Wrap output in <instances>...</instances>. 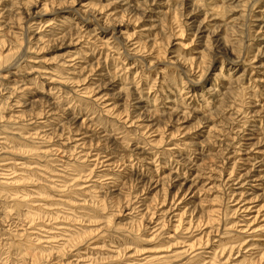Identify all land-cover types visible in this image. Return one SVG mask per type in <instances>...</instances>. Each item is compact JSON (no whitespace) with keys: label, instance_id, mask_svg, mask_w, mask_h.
<instances>
[{"label":"clouds","instance_id":"obj_1","mask_svg":"<svg viewBox=\"0 0 264 264\" xmlns=\"http://www.w3.org/2000/svg\"><path fill=\"white\" fill-rule=\"evenodd\" d=\"M0 122L81 205L0 264H264V0H0Z\"/></svg>","mask_w":264,"mask_h":264},{"label":"rangeland","instance_id":"obj_2","mask_svg":"<svg viewBox=\"0 0 264 264\" xmlns=\"http://www.w3.org/2000/svg\"><path fill=\"white\" fill-rule=\"evenodd\" d=\"M30 131L31 129L26 131L18 125L0 122V229L8 225L15 226L18 221L23 223L25 228H34L40 224L42 225L40 232L47 231L49 238H52L55 236V232L52 231L53 224L63 231L65 223H71L70 217L65 223L61 222L60 217L64 208L75 212L81 205L75 198L65 205L70 185L62 184L63 191L61 187L56 186V178L61 173L57 170L60 166L58 160L53 157L48 146L53 142L44 144L41 142L42 134L39 129H36L34 136L29 135ZM57 152L62 154L64 149L58 148ZM79 191L84 192L85 189L81 187ZM86 205L87 201L84 206ZM248 212L252 214L253 209L249 208ZM46 217L52 218L53 224L47 223ZM5 221L8 222L7 225ZM177 223L178 234L184 223L182 219ZM194 224L193 218L190 227ZM167 228L165 221V231ZM151 246L150 243L148 247ZM151 255L159 256L162 252L153 249Z\"/></svg>","mask_w":264,"mask_h":264}]
</instances>
